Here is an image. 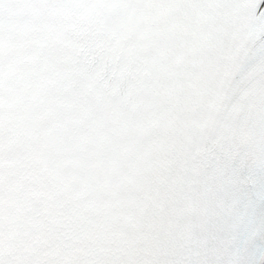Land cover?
Returning <instances> with one entry per match:
<instances>
[{
    "label": "snow or ice",
    "instance_id": "obj_1",
    "mask_svg": "<svg viewBox=\"0 0 264 264\" xmlns=\"http://www.w3.org/2000/svg\"><path fill=\"white\" fill-rule=\"evenodd\" d=\"M0 264H264V0H0Z\"/></svg>",
    "mask_w": 264,
    "mask_h": 264
}]
</instances>
